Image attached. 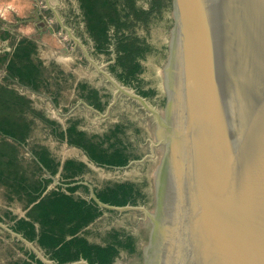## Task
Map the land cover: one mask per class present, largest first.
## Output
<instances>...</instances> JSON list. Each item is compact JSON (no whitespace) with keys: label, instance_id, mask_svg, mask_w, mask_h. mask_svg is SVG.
<instances>
[{"label":"water","instance_id":"95a60500","mask_svg":"<svg viewBox=\"0 0 264 264\" xmlns=\"http://www.w3.org/2000/svg\"><path fill=\"white\" fill-rule=\"evenodd\" d=\"M171 13L163 127L104 72L157 117L166 147L145 264H264V0H173Z\"/></svg>","mask_w":264,"mask_h":264},{"label":"trees","instance_id":"16d2710c","mask_svg":"<svg viewBox=\"0 0 264 264\" xmlns=\"http://www.w3.org/2000/svg\"><path fill=\"white\" fill-rule=\"evenodd\" d=\"M65 1L69 5L70 1ZM76 1L79 12L76 14L69 8L67 16L75 27L82 24L79 34L91 42L92 53L107 55L108 59L113 53L114 60L108 68L115 77L125 85L136 87L141 96L152 97L155 90L143 88L139 78L142 72L140 60L152 47L144 37L136 34L135 28L138 25L146 27L163 8L173 10V0H149L147 8L137 5L136 0ZM2 33L3 37L8 35L7 31ZM37 47L34 39L22 36L10 54L0 55V66L3 65L6 71L0 80V186L4 187L7 205L16 202L25 210L23 216L17 217L9 210L4 216L13 221L15 232L28 241H35L44 254L58 264L79 259L90 264H112L120 247L132 249V240L131 237L120 239L121 233L112 231L109 236L113 241L104 245L88 241L84 229L101 215L103 209L88 196V185L82 182L83 175L89 170L87 164L75 158L60 161L48 146L30 143L28 139L39 120L48 126L54 138L80 148L98 166L122 167L138 157L125 141L122 125L117 124L99 135L88 133L81 127V119L70 117L63 127L36 107L27 94L20 92L19 86L34 91L49 90L48 77L44 75L46 67L36 56ZM57 73L64 74L59 69ZM74 89L98 111L107 104L108 95L101 94L86 80L77 81ZM162 103L168 104L167 95ZM26 146L32 157L23 154ZM54 176L58 177V182L52 185ZM139 189L135 183L125 181L99 188L93 186L92 191L103 203L125 206L136 205L144 198Z\"/></svg>","mask_w":264,"mask_h":264},{"label":"rangeland","instance_id":"374dc122","mask_svg":"<svg viewBox=\"0 0 264 264\" xmlns=\"http://www.w3.org/2000/svg\"><path fill=\"white\" fill-rule=\"evenodd\" d=\"M69 1V5L63 3L57 9L53 6V11H51L46 3L40 0H1L4 17L10 19V23H15L14 28L18 27L23 35L30 34V38L42 41L41 43L36 42L38 45L36 56L42 60L46 67L45 73L48 77L49 90L33 94L28 92L27 94L31 96L36 107L43 109L49 118L55 119L63 127L70 117L81 119V127L88 133L99 135L117 124L122 125L125 129L124 139L138 158L131 159L127 165L122 167L98 166L91 162L80 148L54 138L49 133L48 126L39 120L33 126L28 141L45 144L60 161L66 158L84 161L89 170L83 175L82 182L88 185L89 197L92 196L93 186L99 188L108 183L129 181L140 188L144 193V198L139 201L136 208L128 207L121 210L102 208L101 215L94 220L86 233L91 242L102 244L108 240L106 236L112 231L131 236L137 253H128L127 250H123L121 256L113 263L129 264L132 260H136L135 256L138 252L143 253L146 249L144 246L147 244V234L143 221L147 217L151 218L160 160L157 155L159 152L156 149L162 140L158 137L160 129L155 125L157 117L152 112L145 109L139 102L119 92L104 74V72L110 73L115 77L108 68L109 64L113 62L114 54L111 53L112 58L108 59L107 55L92 53L91 42L79 34L82 24L80 23L81 27L77 28L68 19L67 10L69 8L76 14L79 12L77 1ZM149 2V0H136L137 5L143 8H147ZM35 6L39 7L40 15L44 17H41L42 22L24 21L18 23V20L34 17ZM48 26H51V30L48 29ZM171 26L172 13L169 7L163 8L159 15H154L146 27L138 25L135 28L136 34L147 39L152 47L140 60L142 72L139 78L142 80L143 88L157 90L158 96L148 97L147 102L161 112L162 115L159 114V119H163L164 115L162 100L166 95V66ZM39 30L41 31L40 35H38ZM58 69L62 70L64 74L57 73ZM79 80L88 81L90 85L98 88L101 94L108 95L107 104L102 111L93 108L75 91L74 85ZM126 86L133 88L130 85ZM136 89L134 87L133 90L136 91ZM23 90L27 92L25 87ZM55 91L57 95H55ZM23 154L26 157H32L28 146L23 149ZM57 182L58 177L54 176L52 185ZM0 187L1 214L3 206L7 204L3 192L4 187ZM80 194L88 197L81 191ZM13 209H15L14 205ZM3 233L0 231V235L3 236ZM6 255H11V250L9 247H3L0 243V264H8Z\"/></svg>","mask_w":264,"mask_h":264},{"label":"crops","instance_id":"0c3cea01","mask_svg":"<svg viewBox=\"0 0 264 264\" xmlns=\"http://www.w3.org/2000/svg\"><path fill=\"white\" fill-rule=\"evenodd\" d=\"M31 1H39V0H31ZM40 1H43V3H46L47 7H49L51 9V11H53L52 10L53 6L57 9L58 7H60V5H62L63 3L66 2L65 0H40ZM0 3H1V0H0ZM52 3H53V5H51ZM53 16H54V12H53ZM41 17L44 18L42 15H41ZM10 22H11L10 19L4 17L3 9H2V6L0 4V55L10 54L12 52L16 42L22 36L30 38V34L29 35H23V33H20V30L18 27L17 28L9 27L8 24H11ZM49 30H51V26H50ZM3 31L8 32V35L6 37H3V33H2ZM31 34L33 35V32ZM40 34H41V31L39 30L38 35H40ZM38 38H40V37H38ZM35 41L38 43L42 42L40 39L35 40ZM37 51H38V49H37ZM51 63H53V62H51ZM5 75H6V71L4 69V66L2 65V66H0V80ZM44 75L47 76L45 72H44ZM23 89H24V86H22V87L20 86V88H19L20 92L25 93V94H27L28 92H31V94H33V93H38L40 91H45L43 89L40 91H34L28 87H25V89H27V92H26ZM27 96H29L31 98L30 95L27 94ZM3 192H5V190ZM17 204L18 203L15 202L12 204V206L11 205L10 206L9 205H6V206L2 205L4 208L2 209V212L0 214V231L4 232L3 236L0 235V243L2 244L3 247H9V249L11 250V255L5 256V258L7 259V263L8 264H23V263L27 262V264H39L36 261L38 259L42 263L48 264L47 260H51V259H49L44 254V251L38 246V244L35 241H28L26 238H24L22 236V234L15 232L12 229L13 221L10 220V218H7L4 216V212L6 210L11 211L12 214H15L17 217L23 216L25 213V210L22 209L20 204H18V205ZM13 205H14L15 209H13ZM92 223H90L84 229V230H86V233L89 231L90 225ZM18 234L23 239L21 237H19ZM86 237H87L88 241L91 242V240L87 236V234H86ZM93 243L103 245L102 243H99V242H93ZM29 255H34V257L30 258Z\"/></svg>","mask_w":264,"mask_h":264},{"label":"flooded vegetation","instance_id":"af4514ba","mask_svg":"<svg viewBox=\"0 0 264 264\" xmlns=\"http://www.w3.org/2000/svg\"><path fill=\"white\" fill-rule=\"evenodd\" d=\"M41 27V26H40ZM146 41H147V39H145ZM148 42V41H147ZM169 42H170V40H169ZM149 43V42H148ZM169 46H170V44L168 43V51H169ZM147 54V53H146ZM167 56H168V53H167ZM168 58V57H167ZM114 60V59H113ZM141 74V73H140ZM140 76V75H139ZM132 87V86H131ZM132 89H134V87L132 88ZM135 89H136V87H135ZM157 91V90H156ZM155 91V94L154 95H152V96H158L157 94V92ZM136 93H138L137 92V89H136V91H135ZM139 94V93H138ZM166 96V95H165ZM164 96V97H165ZM143 97H145V99L146 100H148V96H143ZM150 98V97H149ZM163 98V97H162ZM162 107H163V110H164V108H165V105H163L162 104ZM159 113L161 114V112L159 111ZM162 115V114H161ZM155 125H157V121H155ZM158 126V125H157ZM158 151L157 152H159V153H157V155L159 156V159H163V157H164V154H165V151H166V147H165V145L164 144H162V143H160V145L156 148ZM140 190V189H139ZM141 191V190H140ZM139 203V202H138ZM130 207L129 208H136V206H137V204L136 205H130V204H128ZM159 208H160V205H159V201L157 202V204H156V206H155V211L153 212V215H157L158 213H159ZM144 222V227H145V229H146V234H147V238H148V245H145L144 247L146 248V247H148L149 246V244L151 243L150 242V239H151V237H152V235H153V230H154V226H153V223H152V221H151V219L150 218H146V220L145 221H143ZM111 233V232H110ZM110 233H108V236H106V237H108V240L106 241V242H110V241H113L112 240V238H111V236H109L110 235ZM118 237L120 238V239H127L128 237H131V236H129V235H127V234H125V235H122V234H120V235H118ZM131 240H132V237H131ZM105 242V243H106ZM104 243V244H105ZM103 244V245H104ZM123 250H127L128 251V253H133V254H136L137 253V251H136V248L134 247V243H133V240H132V249L130 250L129 248H126V247H120L119 248V251H118V254H117V256L114 258V260H113V262H112V264L114 263V261L118 258V257H120L121 256V252L123 251ZM136 258V260H132L131 261V263H129V264H145L146 263V250L143 252V253H139L138 252V254L135 256Z\"/></svg>","mask_w":264,"mask_h":264},{"label":"bare ground","instance_id":"6f19581e","mask_svg":"<svg viewBox=\"0 0 264 264\" xmlns=\"http://www.w3.org/2000/svg\"><path fill=\"white\" fill-rule=\"evenodd\" d=\"M160 120H161V127H163V123H162L163 122V119L160 118ZM158 137H159L160 140L162 139V129L161 128L159 130Z\"/></svg>","mask_w":264,"mask_h":264}]
</instances>
